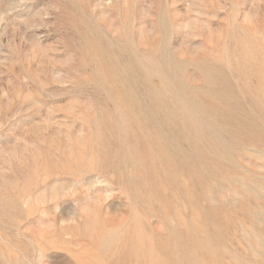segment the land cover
Masks as SVG:
<instances>
[{
    "label": "rangeland",
    "instance_id": "obj_1",
    "mask_svg": "<svg viewBox=\"0 0 264 264\" xmlns=\"http://www.w3.org/2000/svg\"><path fill=\"white\" fill-rule=\"evenodd\" d=\"M0 264H264V0H0Z\"/></svg>",
    "mask_w": 264,
    "mask_h": 264
}]
</instances>
